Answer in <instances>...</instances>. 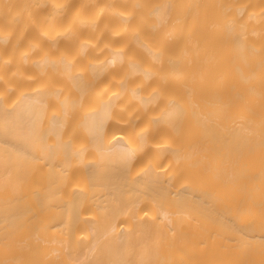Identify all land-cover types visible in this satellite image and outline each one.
<instances>
[{"label": "bare ground", "instance_id": "6f19581e", "mask_svg": "<svg viewBox=\"0 0 264 264\" xmlns=\"http://www.w3.org/2000/svg\"><path fill=\"white\" fill-rule=\"evenodd\" d=\"M0 264H264V0H0Z\"/></svg>", "mask_w": 264, "mask_h": 264}]
</instances>
